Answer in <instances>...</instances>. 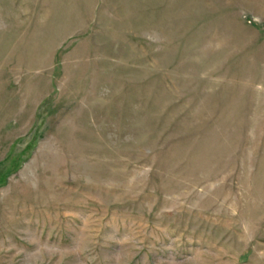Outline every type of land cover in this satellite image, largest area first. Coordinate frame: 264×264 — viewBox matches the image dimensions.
Listing matches in <instances>:
<instances>
[{"label": "rangeland", "instance_id": "1", "mask_svg": "<svg viewBox=\"0 0 264 264\" xmlns=\"http://www.w3.org/2000/svg\"><path fill=\"white\" fill-rule=\"evenodd\" d=\"M0 264H264V0H0Z\"/></svg>", "mask_w": 264, "mask_h": 264}]
</instances>
